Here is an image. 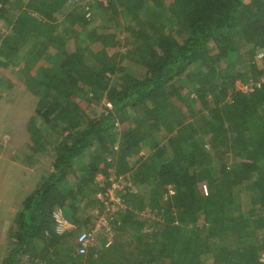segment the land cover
Segmentation results:
<instances>
[{
	"label": "trees",
	"instance_id": "obj_1",
	"mask_svg": "<svg viewBox=\"0 0 264 264\" xmlns=\"http://www.w3.org/2000/svg\"><path fill=\"white\" fill-rule=\"evenodd\" d=\"M0 22L35 99L21 159L45 161L3 264H264V0H0ZM112 175L137 190L107 212L120 262L76 242Z\"/></svg>",
	"mask_w": 264,
	"mask_h": 264
},
{
	"label": "crops",
	"instance_id": "obj_2",
	"mask_svg": "<svg viewBox=\"0 0 264 264\" xmlns=\"http://www.w3.org/2000/svg\"><path fill=\"white\" fill-rule=\"evenodd\" d=\"M22 95L24 98L25 95ZM29 114L28 109H22V112L19 113L23 116L22 119L17 118L12 122H0V264L10 244V232L15 227L13 220L16 212L20 209V203L24 196L35 186L40 176L38 171L42 165H45V161L37 163L32 160L33 163L30 164V159H25L23 162L21 159L22 146L24 147L25 141L29 137L26 124H24ZM0 117L3 118L2 115ZM4 124H9V128L6 129ZM26 161L29 164L25 163ZM3 221L9 223L10 231L2 230ZM92 224L95 226L96 222L93 221ZM6 230L9 229L6 228ZM106 235L108 234L103 228L98 231L96 245L92 247V249L95 248L93 257L98 258V256L104 254V259L113 256L116 262L122 261L120 259H128V251L120 252L121 248L118 243L121 241L120 236L115 235L117 241H114L115 236L113 235L114 239L109 242ZM108 264H111V262Z\"/></svg>",
	"mask_w": 264,
	"mask_h": 264
},
{
	"label": "built area",
	"instance_id": "obj_3",
	"mask_svg": "<svg viewBox=\"0 0 264 264\" xmlns=\"http://www.w3.org/2000/svg\"><path fill=\"white\" fill-rule=\"evenodd\" d=\"M102 175H98L97 179H102ZM111 180V188L108 192V203L106 204V207L104 209V212H100L99 210H95L94 213L97 217V222L95 226L92 228V230L82 231L77 235L76 242L78 244V253L84 254L87 252V249L92 244L94 239L96 238L94 236L95 231L100 230L103 228L106 233L111 237L112 230L114 227V219L113 214H108L107 212H115L118 208L119 210L124 207L122 198L116 194V192H124L126 187H129L132 191H135V186L125 181L122 176L116 178L115 176L110 177ZM53 219L55 221L56 231L62 232L64 230H67L68 228L73 227L72 223L68 221L67 218L64 217V214L62 210L57 209L53 212ZM261 257L264 259V254L261 255ZM262 259V260H263Z\"/></svg>",
	"mask_w": 264,
	"mask_h": 264
},
{
	"label": "rangeland",
	"instance_id": "obj_4",
	"mask_svg": "<svg viewBox=\"0 0 264 264\" xmlns=\"http://www.w3.org/2000/svg\"><path fill=\"white\" fill-rule=\"evenodd\" d=\"M0 25H1V22H0ZM3 28H1L2 30ZM260 61V59H259ZM0 73L10 81L12 83H14V87L11 88V102L13 104H15L16 106H19L18 109H15V111L8 115L6 118H7V121L5 122H12L13 120L19 118V119H22L23 116L19 115L20 112H22V109H28L30 114L33 112V108L35 106V99L34 97H32V95H27L26 97L23 98V95L21 96V91H24L25 89L22 87V86H19L20 84L18 83V79L17 77H15L14 75H11L9 74V72L7 71V69H0ZM239 85V87H242L244 89H246V86H241L240 83H237ZM26 91V90H25ZM102 103L105 105H107L109 107V104H107V102H105L104 100L102 102H100L97 106H96V110L97 111H102L103 110V107H102ZM29 114V115H30ZM2 115V112H0V116ZM2 118L0 117V120ZM4 121H2L1 123H5ZM17 123V122H16ZM5 128H9V124H4ZM11 133V132H10ZM210 148V147H209ZM99 175V174H98ZM100 176V175H99ZM136 188H135V192H136ZM97 220V218H96ZM6 221V220H5ZM3 221L2 222V230H5V231H10L11 228L8 226L9 223L8 222H5ZM5 222V223H4ZM9 229V230H6ZM14 229V228H13ZM110 238V236H109Z\"/></svg>",
	"mask_w": 264,
	"mask_h": 264
},
{
	"label": "clouds",
	"instance_id": "obj_5",
	"mask_svg": "<svg viewBox=\"0 0 264 264\" xmlns=\"http://www.w3.org/2000/svg\"><path fill=\"white\" fill-rule=\"evenodd\" d=\"M95 211V210H94ZM94 216L96 217V215H95V213H94ZM97 218V217H96ZM96 222H97V220H96ZM113 231V230H112Z\"/></svg>",
	"mask_w": 264,
	"mask_h": 264
}]
</instances>
